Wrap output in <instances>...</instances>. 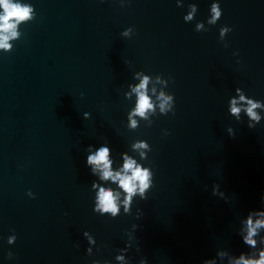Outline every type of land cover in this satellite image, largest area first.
Listing matches in <instances>:
<instances>
[{"label":"water","instance_id":"1","mask_svg":"<svg viewBox=\"0 0 264 264\" xmlns=\"http://www.w3.org/2000/svg\"><path fill=\"white\" fill-rule=\"evenodd\" d=\"M12 2L30 3L36 19L19 23L17 37L5 34L11 53L0 49V264H115L128 233L131 264H202L221 249L248 251L237 231L264 196V120L249 129L227 109L236 88L264 101V0H219L223 16L211 27L213 0ZM191 3L198 12L185 23ZM197 22L209 30L196 32ZM224 26L232 31L221 42ZM129 27L134 35L123 38ZM138 71L172 78L175 115L153 117L151 127L134 117L140 127L130 132L136 97L124 92ZM136 140L152 148L148 199L116 220L95 215L86 149L107 142L122 163ZM214 184L227 202L212 195ZM85 231L96 240L91 256Z\"/></svg>","mask_w":264,"mask_h":264},{"label":"clouds","instance_id":"2","mask_svg":"<svg viewBox=\"0 0 264 264\" xmlns=\"http://www.w3.org/2000/svg\"><path fill=\"white\" fill-rule=\"evenodd\" d=\"M103 2V0H102ZM177 7H183V0H176ZM0 8L3 13L0 14V49L5 54L11 53V46L8 44L11 37H17L18 33L13 31L17 25L25 21H33L36 16L33 14L34 7L29 4L13 3L12 0H0ZM198 7L195 3L188 5V12L183 17L185 23L194 21ZM223 10L220 7L219 0H213L209 9V18L206 23L208 26H215L222 18ZM15 21V22H10ZM196 32H207L209 28L205 27L204 22H197L195 25ZM232 31L228 26L219 30V39L221 42ZM135 29L127 28L121 33L123 38L130 39L134 35ZM227 47V45H225ZM238 55V53H233ZM239 63V61H238ZM133 79L138 81L135 84L128 85V91L124 92L125 99L136 97L134 106L127 114V129L135 132L139 129L140 124L134 117L146 120V127H151L153 117L168 116L171 113L175 115V96L173 93L166 91L170 83H174L172 78L164 79L162 75H148L143 71L134 73ZM153 85L149 87V85ZM156 85H159L157 89ZM155 98V99H153ZM228 113L240 122L243 117H247V127L255 129L257 125L264 120V101L249 98L241 88L235 89V95L230 98L228 104ZM91 116L84 113L83 119L88 120ZM228 135L232 138L235 133L232 128H228ZM165 136L170 135L167 131ZM130 151L120 154L122 163H117L112 157V150L107 142L100 144L98 147L89 146L86 149V167L90 170V175L96 177L91 184V190L95 193L93 213L99 217H106L109 220H116L121 215H132V206L139 201H146L148 193L155 186V173L151 167H146L148 154L152 151L151 146L145 140H136L130 145ZM138 157L139 159H137ZM115 186V187H113ZM27 195L35 199L31 191ZM212 195L219 197L227 202L225 193L220 191V185L212 186ZM141 213L137 210L136 218L140 219ZM133 225V231L137 229ZM237 235L240 237L242 244L248 251H242L239 255L232 254L229 250H218L215 257L202 261V264H264V196L261 197V208L259 210H250L246 216L239 220V229ZM129 243L124 248L118 249L115 256V264H131V259L127 256L131 249L133 236L128 233ZM83 237L87 240L89 247L86 252L89 256L93 255V246L96 245L95 238L88 232H83ZM16 235L8 237L7 243L12 246L16 242ZM139 251V249H137ZM9 260L13 259L12 252L7 254ZM92 264H100L99 261H93ZM139 264H148L147 258H141Z\"/></svg>","mask_w":264,"mask_h":264}]
</instances>
